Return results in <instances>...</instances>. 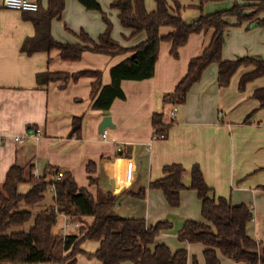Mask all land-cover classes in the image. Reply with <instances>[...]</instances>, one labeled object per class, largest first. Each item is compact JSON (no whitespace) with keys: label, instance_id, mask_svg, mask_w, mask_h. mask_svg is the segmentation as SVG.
<instances>
[{"label":"crops","instance_id":"crops-1","mask_svg":"<svg viewBox=\"0 0 264 264\" xmlns=\"http://www.w3.org/2000/svg\"><path fill=\"white\" fill-rule=\"evenodd\" d=\"M97 1L111 19L112 37L121 46L131 48L146 39L144 31L130 36L131 30L121 25L118 11L110 7L112 0L104 6ZM167 1L173 5L172 0ZM178 1L183 7L182 19L191 22L201 12L208 14L227 9L234 2L254 0L209 1L202 11L198 8L200 0ZM47 3L48 0H42L43 8ZM144 3L148 11L155 9L154 0ZM24 15L23 11L4 7L0 0V185L15 163L31 162L33 173L39 176L49 166L69 171L76 184L95 199L109 193L115 195L112 214L142 217L147 226L170 222V228L156 235L155 243H164L172 251L185 249L187 264H192L193 257L198 264H205L201 243L178 238V231L187 219L203 220L201 201L196 190L189 188L191 168L197 164L211 188L210 196L225 197L232 204L252 208L247 234L264 243V107H259L252 96L256 88L264 87V75L240 90L241 75L253 69L252 65H242L227 86H219L218 64L211 63L188 91L185 103L177 105L171 116L174 105L164 102L163 95L174 90L186 74L189 60L200 55L209 44L213 29H208L191 34L187 43L178 48V57L170 53L169 41H161L154 75L143 80H122L125 98H116L108 112H103L92 108V77L82 76L60 87L61 81L39 85L36 74L100 70L102 83L108 84L110 67L129 56L130 51L111 56L86 50L79 60H65L57 49L27 54L21 46L35 34V26ZM260 17H264V12ZM226 20L229 26L224 32L223 59L264 58V27L248 28V22L239 24L234 16ZM104 28L100 12L87 9L79 0H65L61 17L52 20L51 34L56 41L78 43L75 33L81 29L97 39ZM172 30L170 26L159 29L162 35ZM154 112H162L169 124L164 136L154 134L151 125ZM77 115H83L80 137L70 134L72 118ZM106 115L113 126L103 131L106 133L103 138L99 126ZM33 126L41 129L38 137L32 131ZM171 163H180L185 168L182 182L187 188L180 191L177 207L167 203L162 190L148 186L162 177L163 166ZM30 186L21 183L18 190L24 193ZM143 187L146 188L143 198L134 195ZM89 220L88 224L92 219ZM58 221L59 231L55 232L77 234L79 225L61 215ZM93 243L87 240L81 248L91 253L98 246V242ZM217 252L221 264H244ZM86 257L79 254L76 264L86 262L85 259H89L88 264H99L96 259Z\"/></svg>","mask_w":264,"mask_h":264},{"label":"trees","instance_id":"trees-1","mask_svg":"<svg viewBox=\"0 0 264 264\" xmlns=\"http://www.w3.org/2000/svg\"><path fill=\"white\" fill-rule=\"evenodd\" d=\"M35 1L38 3L37 10L23 11L24 17L35 26V34L26 38L21 46V50L27 54L57 49L63 59L79 60L86 50L111 56L130 51L129 56L110 67L108 84L102 83L100 70L87 69L74 73L45 71L36 74L39 85L61 81L60 87L82 76L92 77L90 97L93 109L108 112L116 98L124 99L122 80L152 77L161 41H169L170 53L178 57V48L187 43L191 34L208 29H213L209 44L200 55L189 60L186 74L174 90L163 95L164 102L174 106L185 103L188 91L211 63L218 64L219 86H227L242 65H252L253 69L241 75L238 84L240 90L248 82L264 75V58L222 57L224 32L229 26L226 17H236L239 24L248 22V28L264 27V17H260L264 12V0L243 4L234 2L227 9L208 14L201 12L191 22L182 19L183 7L178 0H172L173 5L167 0H154L155 9L152 11L147 10L144 0H112L110 7L118 11L121 25L131 30L130 36L146 32V39L131 48L123 47L113 39V23L97 0L79 2L87 9L100 12L104 31L97 39H93L81 29L75 33L80 40L78 43H62L51 34L52 20L61 17L65 0H48L46 8H43L42 0ZM209 1L222 0H200L199 10L202 11L203 5ZM161 26H170L173 30L162 35L159 31ZM252 96L258 100L259 107H264V87L256 88ZM82 121L83 115L73 116L72 136H81ZM151 125L155 135L165 134L169 127L162 112L152 114ZM32 128L37 129L34 126ZM162 171V177L151 181L148 186L162 190L167 203L177 207L180 204V191L187 188L182 182L185 168L180 163H171L164 165ZM59 172H62L61 177H57ZM21 183L30 184L29 190L19 192L18 185ZM189 188L196 190L201 201L203 220L187 219L178 231V238L190 243H201L204 246L205 264H221L217 250L244 264H264V243L251 238L246 231V225L253 217L252 208L246 204H232L225 197L210 196L211 188L197 164L191 168ZM48 191L53 192L52 203L33 215V210L44 200ZM145 191L143 187L134 195L143 198ZM115 203L116 196L111 193L95 199L87 189L76 184L69 171L49 166L40 176H35L31 162L26 166L13 164L0 185V264H76L79 254L96 259L99 264H121L124 261L133 264H187L188 253L185 249L172 251L164 243H155L156 235L170 228V222L160 221L147 226L142 217L112 214L110 211ZM59 212L69 218L90 216L92 222L81 227L77 234L55 233L53 228L58 222ZM30 221L31 225L25 229L24 226ZM87 240L98 242L97 248L91 253L81 248ZM192 264H198L196 257H193Z\"/></svg>","mask_w":264,"mask_h":264},{"label":"rangeland","instance_id":"rangeland-1","mask_svg":"<svg viewBox=\"0 0 264 264\" xmlns=\"http://www.w3.org/2000/svg\"><path fill=\"white\" fill-rule=\"evenodd\" d=\"M101 1V3L103 4H106L109 2V0H99ZM171 105V107L173 106L171 103H168ZM29 161H25L24 163L20 162V165L22 166H26L28 165ZM34 174V173H33ZM35 176H39L37 174H34ZM23 184H26V183H23ZM53 197H51V192L48 191L47 193H45V198L44 200L33 210V215L36 214L37 212H39L41 209L45 208L46 206H49L51 204V201ZM61 215V216H65L67 217L68 221H71L73 222V224L75 226H78L77 227V233H79V230L81 229V227H83L84 225L88 224V218L91 220L92 218L90 216H85V217H79V216H72L71 218H69L68 216H66L63 212H59L58 213V216ZM59 219V217H58ZM89 220V221H90ZM92 222V221H91ZM32 221L28 222L24 228L27 229L30 225H31ZM59 221L56 223V225L54 226L53 230H56V231H59V227L57 225H59ZM55 232V231H54ZM57 233V232H55ZM62 234V233H60ZM63 235V234H62ZM171 242L175 243V239L174 238H171ZM88 243H91V244H94L93 241L91 240H88ZM65 253L62 254V256H64ZM88 258V257H86ZM86 262H83L82 260L78 263V264H88L89 262V259H85ZM193 261V259H192ZM6 264H14V263H6ZM54 264H60V263H54ZM123 264H132L131 261H125Z\"/></svg>","mask_w":264,"mask_h":264},{"label":"built area","instance_id":"built-area-1","mask_svg":"<svg viewBox=\"0 0 264 264\" xmlns=\"http://www.w3.org/2000/svg\"><path fill=\"white\" fill-rule=\"evenodd\" d=\"M4 7L8 9H14L19 11H35L38 9V3L35 0H3ZM176 111V106H173L171 110V116H174ZM35 136H39L41 134V129L37 128L33 130ZM163 136V134H161ZM102 137L106 138V133H102ZM19 142H22V138H17ZM62 172H59L57 177H61Z\"/></svg>","mask_w":264,"mask_h":264},{"label":"water","instance_id":"water-1","mask_svg":"<svg viewBox=\"0 0 264 264\" xmlns=\"http://www.w3.org/2000/svg\"><path fill=\"white\" fill-rule=\"evenodd\" d=\"M112 126L113 125L110 123V116L106 115L103 118V120H102V122H101V124L99 126V131L103 132L107 127H112Z\"/></svg>","mask_w":264,"mask_h":264}]
</instances>
